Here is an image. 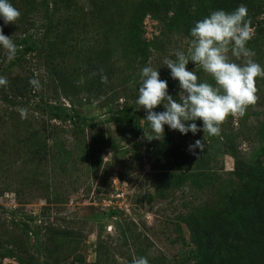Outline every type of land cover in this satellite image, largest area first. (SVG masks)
Returning <instances> with one entry per match:
<instances>
[{
  "label": "rangeland",
  "instance_id": "rangeland-1",
  "mask_svg": "<svg viewBox=\"0 0 264 264\" xmlns=\"http://www.w3.org/2000/svg\"><path fill=\"white\" fill-rule=\"evenodd\" d=\"M197 10L195 19L189 14L174 21L164 11L146 16L141 40L147 49L154 44L168 53L149 51L147 62V50H111L119 63L103 70L112 80L99 78L90 91L84 77L76 78L77 56H70L65 80L64 69L52 66L45 48L36 46L42 38L32 39L34 45L26 38L36 33L25 35L28 29L18 25L5 34L18 49L9 59L0 48V264H132L141 256L149 264L186 258L221 264L228 255L236 264L234 252L222 246L208 257L203 250L193 257V240L203 248L234 223L246 230L250 246L264 236V77L256 78V102L244 115L229 116L219 136L183 135L167 125L162 139L145 135L152 133L136 104L141 70L151 63L178 97L179 82L163 60L186 52L195 21L218 9L202 4ZM248 17L257 39L264 15L250 9ZM257 41L262 49L254 59L263 64L264 39ZM195 67L188 65L213 83ZM197 139L203 152L189 149ZM231 141L256 183L233 178L235 162L225 152ZM227 208L230 217L222 216Z\"/></svg>",
  "mask_w": 264,
  "mask_h": 264
},
{
  "label": "trees",
  "instance_id": "trees-1",
  "mask_svg": "<svg viewBox=\"0 0 264 264\" xmlns=\"http://www.w3.org/2000/svg\"><path fill=\"white\" fill-rule=\"evenodd\" d=\"M10 2L20 11L21 15L16 23L5 25L3 20H0V27H3L4 34L13 29L16 32L18 25L28 29L25 31V35L32 30L36 36L31 35L26 38L31 40V45L36 44L32 39L42 38L36 46L45 48L50 62L52 61V66L64 69V77H70L67 74L69 68L66 69L69 66L68 62L71 61L69 60L70 56L72 54L75 58L77 56L76 60H79L81 67L76 78H85L83 87L87 91H90L92 86H95L97 79L102 76L112 80L111 75L103 70L104 65L116 68L119 63L114 56H111V50L137 52L144 49V51L147 50L144 56L147 62L151 58L149 51L168 53L165 50H159L154 44L147 49V43L141 40V36H143L142 23L149 14L158 16L164 11L167 14L172 13L174 21L181 20L182 17L187 18L189 14L188 17L193 16L195 19V16L198 15L197 8L204 4L228 12L245 6L248 12L252 9L257 14L264 15V0H177L175 2L174 0H87L86 5L82 4L83 0H10ZM85 6L89 7V12L83 9ZM37 18L40 20L37 21ZM38 23L40 25L39 35L36 32ZM256 34L260 37L251 39L248 46L256 52L254 58L258 60L262 46H257V40L264 39V30H259ZM41 35L43 37H40ZM108 52L110 53L108 54ZM123 60L120 59L121 62ZM100 69L103 71L102 73ZM69 77H66L65 80ZM259 79L263 78L259 77ZM227 151L235 162L233 178L250 179V182L256 183L257 180L253 173L246 167L248 162L241 158V153L233 146V141L225 145V152ZM205 213H210V210H205ZM229 213L230 208H227L222 212V216L230 217ZM234 226L236 228H233ZM191 231L195 238L196 230L191 228ZM243 237L249 238L246 230L239 223H234L227 233H223L222 230L217 232L215 237L209 238L203 243V248L201 247L202 242L196 240V237L192 244L197 250L192 256L199 255L203 250L204 257H208L215 253V248L222 246L223 249L234 252L237 259L236 264H264V236L253 242L252 246L248 245ZM228 257V260H220L221 264H229L232 256L228 255ZM202 261L196 263L202 264ZM176 264H192V262L186 258Z\"/></svg>",
  "mask_w": 264,
  "mask_h": 264
},
{
  "label": "clouds",
  "instance_id": "clouds-1",
  "mask_svg": "<svg viewBox=\"0 0 264 264\" xmlns=\"http://www.w3.org/2000/svg\"><path fill=\"white\" fill-rule=\"evenodd\" d=\"M20 11L10 0H0V20L16 23ZM248 10L240 6L228 12L218 9L195 21L190 29L187 51L175 52V60L164 58L163 65L170 69L172 79L179 82V94L174 98L167 80L161 79L159 69L144 66L136 104L143 108L151 135L148 140L162 139L165 125L181 134L199 132L205 136H219L222 124L229 116L244 115L247 107L256 102V78L264 77V65L254 59L256 53L248 47L253 37ZM0 48L7 50L9 59L15 57L18 46L0 27ZM235 58V59H233ZM239 61V62H238ZM192 62L210 74L213 83L203 81L196 70H189ZM102 82L107 77L102 76ZM0 83H4L0 77ZM163 111H156L159 106ZM22 115H24L22 113ZM196 121H202L198 125ZM205 144L197 139L189 145L191 151H204ZM132 264H149L147 257H134Z\"/></svg>",
  "mask_w": 264,
  "mask_h": 264
}]
</instances>
